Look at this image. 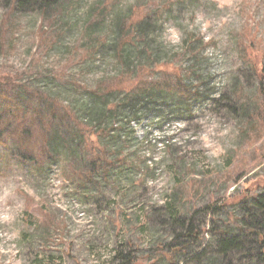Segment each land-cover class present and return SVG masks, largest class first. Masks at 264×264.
I'll list each match as a JSON object with an SVG mask.
<instances>
[{
    "label": "rangeland",
    "instance_id": "1",
    "mask_svg": "<svg viewBox=\"0 0 264 264\" xmlns=\"http://www.w3.org/2000/svg\"><path fill=\"white\" fill-rule=\"evenodd\" d=\"M5 79L0 264L227 260L264 196V0H0Z\"/></svg>",
    "mask_w": 264,
    "mask_h": 264
},
{
    "label": "trees",
    "instance_id": "2",
    "mask_svg": "<svg viewBox=\"0 0 264 264\" xmlns=\"http://www.w3.org/2000/svg\"><path fill=\"white\" fill-rule=\"evenodd\" d=\"M0 81L3 82V84H1V87L3 86V88L14 83L13 80L7 79ZM0 96L2 98L8 99V95L4 92V89L3 92H0ZM1 118L2 117L0 116V121ZM251 204L256 210V213L250 214L244 212V216H246L244 217V221L250 219L252 223L244 225L245 227L238 226L237 229H234L235 231L232 230L231 233L223 234L220 236V239H218L219 248L221 249L220 252L224 254L225 259H227L225 261L220 260V264L228 263V257L231 252L232 254L237 252L244 257L247 255L250 257L254 256L259 260V262H264V196L256 197V199L253 200ZM246 242H248L250 245L248 250L244 247ZM171 263L173 264L174 262Z\"/></svg>",
    "mask_w": 264,
    "mask_h": 264
}]
</instances>
